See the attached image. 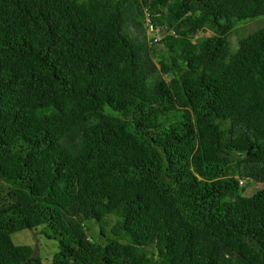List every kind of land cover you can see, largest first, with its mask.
<instances>
[{
	"label": "trees",
	"instance_id": "1",
	"mask_svg": "<svg viewBox=\"0 0 264 264\" xmlns=\"http://www.w3.org/2000/svg\"><path fill=\"white\" fill-rule=\"evenodd\" d=\"M257 16L0 0V264H44L22 229L50 264H264V26L229 40Z\"/></svg>",
	"mask_w": 264,
	"mask_h": 264
},
{
	"label": "rangeland",
	"instance_id": "2",
	"mask_svg": "<svg viewBox=\"0 0 264 264\" xmlns=\"http://www.w3.org/2000/svg\"><path fill=\"white\" fill-rule=\"evenodd\" d=\"M264 26V16H257L248 20L241 21L234 28L232 35H230L229 40L232 44H235L238 36L244 37L248 33ZM209 31H201L197 35L199 37H203L209 34ZM154 59L155 56H153ZM244 181V180H243ZM244 184V182H243ZM258 182H251L244 189V194H250L254 191V186L258 185ZM96 227V226H95ZM97 230V229H96ZM12 240L15 243H34L38 246V254L42 257V261L44 264H50L51 254L55 251L52 247V243L54 241L52 239L44 237L42 234H38L36 229H22L11 235Z\"/></svg>",
	"mask_w": 264,
	"mask_h": 264
},
{
	"label": "built area",
	"instance_id": "3",
	"mask_svg": "<svg viewBox=\"0 0 264 264\" xmlns=\"http://www.w3.org/2000/svg\"><path fill=\"white\" fill-rule=\"evenodd\" d=\"M157 38V37H156Z\"/></svg>",
	"mask_w": 264,
	"mask_h": 264
}]
</instances>
